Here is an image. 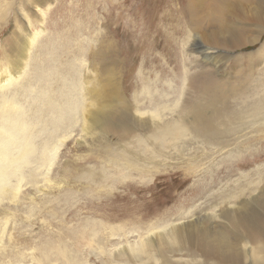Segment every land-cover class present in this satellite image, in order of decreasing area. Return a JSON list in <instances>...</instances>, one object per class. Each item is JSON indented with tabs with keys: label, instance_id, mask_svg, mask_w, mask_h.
<instances>
[{
	"label": "rangeland",
	"instance_id": "obj_1",
	"mask_svg": "<svg viewBox=\"0 0 264 264\" xmlns=\"http://www.w3.org/2000/svg\"><path fill=\"white\" fill-rule=\"evenodd\" d=\"M50 1V7L45 6L48 8L47 13L39 14L42 18L39 21L40 18L35 20L33 16L36 11L29 9L24 0H0V15L5 14L0 19V81L3 80L0 82V96L4 92H8L9 96L15 89H19L16 92L19 96L18 91L22 90V85L28 87L36 79L39 81L37 86L47 90L53 80L49 73L35 77L32 70V59L37 52L42 56L41 61H44L42 66H46L43 56L47 51L55 56L52 59L48 54V68L52 71L58 70L59 78L67 74V70L71 71L66 66V60L72 64L74 62L75 69H72L77 73L73 79L81 80V92L84 94L81 93L83 98L79 99L80 112L75 118L72 112L63 111L65 108L58 112L65 116L63 125L57 127L55 120L59 117L43 115L42 110V115L38 114L34 124H31L33 145L46 152L44 144L48 141L47 148L52 151L46 165L34 161L27 163L31 165V169L29 172H22L24 178L21 182L22 179L17 181L19 190H16L13 201L0 200L1 210L10 213L3 215L4 217L0 215L3 222L8 220L4 233L2 231L3 237H0V246H7L6 251L9 254L6 256L11 264L16 255L19 256L20 252L31 248L35 249L34 254L39 255L37 249L45 244L52 251L60 245L65 247L80 264H138L143 259L130 257L131 253L117 257L118 247L138 241L135 237L137 233H145L149 228H154L152 231L155 232L171 222L193 218L198 212L200 218L214 213L215 215H210L219 219L220 216L224 217L223 207L236 209L245 201L250 206L254 205L256 198H264V126L252 123L256 118H250L251 110L241 109L244 104L248 108L252 102L247 99L248 93L243 95V107L240 106L241 99L233 98L229 100L232 105L227 110L212 108L218 111L212 116V126L207 121V124L203 123L199 127L203 130V125L211 126L213 131H208L209 134L203 132V135H196L193 134L196 133L195 130L190 128L192 132H185L184 138L181 136L173 142L167 140L162 145L159 140L162 122H177L180 117L190 115L189 104L192 106V95L196 91L192 86L193 89L187 88L186 83L185 92H182V83L178 76L183 63L178 60L184 61L186 69L195 71L194 74L198 73V69L193 68L192 64L198 59V53L185 47L192 35L202 36L204 31L207 33L211 28L214 30L211 11L214 9L215 0H195L196 4L194 2L195 5L189 11L187 7L192 0H164L165 7H161L160 0ZM7 3L11 8L3 12ZM177 4L180 5L177 10L182 13V17L183 13L188 12L190 17L195 13L194 24L190 23L191 18L185 22L187 33H180L183 23L178 22L171 27L170 21L165 19L166 12H170L171 8L175 9ZM231 16L238 15L229 7L225 24L231 23ZM258 18H255L257 21L251 27L252 39L247 36L241 39L239 32H209L213 36L217 35V40L221 42L218 44L221 47L216 45L217 49H227L234 58L229 61L221 60L234 69L232 71L227 65L220 75L227 77L232 72V76L233 72L239 71L241 75H252L254 78L264 70V17L259 20ZM200 23L202 26H199ZM34 32H40L43 38L40 39V47L37 49L36 45L29 47L30 54L26 58L21 46L22 41L25 43L29 39L25 40L23 37ZM64 32L79 37L80 44L69 42L68 45V40L63 37ZM17 35H20L19 41ZM223 37L228 41L222 43ZM32 39L33 43L34 38ZM8 41L12 42L7 45ZM42 41L44 44H41ZM254 41L256 44H253ZM100 43L106 47L109 44V52L112 53L115 64H119L116 69L121 74L109 73L111 67H103L98 60L96 55ZM205 45L212 47L211 43ZM68 50H71L69 56ZM18 60L24 64L18 63ZM231 63L239 64L234 66ZM21 66L24 68L22 74L19 73L21 69H18ZM206 66H209L207 68L212 75V65ZM73 75L74 73L71 78ZM260 78L262 82L256 87L254 94L262 95V74ZM6 79L12 82L9 81L7 85ZM96 86L99 88L100 97L95 96ZM70 88L71 85L68 89ZM149 88V94L154 95L153 101L146 96ZM24 99L27 102H39L34 87L21 98L22 105L25 104ZM80 103L87 105L88 110L81 111ZM92 103L94 107L90 109L89 105ZM184 106L186 109L182 110ZM262 107L264 110V106ZM157 109L162 113L163 117L160 115V118L163 121L155 123L152 118L148 120L149 112L158 114ZM230 112L240 114L237 121L240 120L245 125L240 127L239 123L228 127L227 124H233L234 121L226 116L228 113V116H232ZM91 116L95 117L94 124L93 128L88 129ZM45 117L52 118L48 121L54 127L39 126L41 119ZM187 118L189 123L186 127H189L192 117ZM195 119L193 117V123ZM37 120L40 121L38 125ZM222 121L225 124L220 125ZM214 125L215 129L218 126L216 130ZM185 133L180 132V135ZM47 161L48 159L45 162ZM8 182L15 184V180ZM99 226L102 230L95 233L98 239H102L101 244H97L100 248L94 244L91 249L87 239L89 236L93 237L90 235L93 233L92 228ZM114 226L128 229L126 232L133 231L134 237H129L131 241L126 242L119 233V239H106L109 235L104 229ZM180 242L162 250L161 259L165 258L164 264H232L227 258L222 260L215 256L207 257L191 242L179 244ZM20 247L21 251L18 249ZM156 258L158 261L151 260L145 264H160L159 257ZM50 260V264H63L54 255ZM20 264L31 262L27 259Z\"/></svg>",
	"mask_w": 264,
	"mask_h": 264
},
{
	"label": "bare ground",
	"instance_id": "obj_2",
	"mask_svg": "<svg viewBox=\"0 0 264 264\" xmlns=\"http://www.w3.org/2000/svg\"><path fill=\"white\" fill-rule=\"evenodd\" d=\"M24 2L27 3L26 5L29 9L36 11V14L35 13L33 14L34 19L36 20L37 18H40L39 19L40 21L42 18L39 17V14L45 15L47 13L48 8H46L45 6L48 5L51 1L50 0H24ZM194 2L196 4V1L192 0L191 3L188 5L187 7L188 11L191 9ZM160 3H161V7H165L164 0H160ZM100 6H101V3H100ZM179 6L180 5L177 4L175 9L171 8L170 12L168 13L165 11L166 12L165 19L170 21L169 26L171 27L177 24L178 22L183 23L182 29H180L179 26H176V28L180 29V33L183 31L187 33V27L185 25V22L191 18L190 23L194 24V16H195L194 14L195 13H193L191 17L188 14V12L183 13L184 16L182 17V13H179L177 10ZM42 7H44L43 10H42ZM48 7L50 6L48 5ZM229 7H231V9H233L235 14L238 16H231V23L225 24V18L227 16ZM10 8L11 6L10 5L8 6V3H7V5L3 9V12H6V10L8 11V9ZM166 10H167V7H166ZM245 10L247 12H245ZM194 12H195V9H194ZM211 12L213 13L212 22L214 24L213 25L214 30H219L222 32L224 31L225 33L239 32L240 33L239 37L241 39H244L245 38L244 36H247L249 39H252L253 33L251 31V27L257 21L255 20V18L259 17L258 18L259 20L261 17L262 18L264 17V0H215L214 9ZM4 15L5 14L1 13L0 19L4 17ZM199 26H202V24L200 23ZM214 30L211 28L209 32L211 33ZM209 32L206 33V31H204L202 33V36L198 34L192 35L190 41L187 43V47H185L189 50L191 49L196 50L198 53V59H196V61L192 63L194 66L193 68L196 67L198 69V73H197L198 75L194 74L195 72L194 70H193L194 72H192V70L186 69V65L184 64V61L178 60V62H181L183 64L181 66L182 67L181 73H179V76H178L179 79L176 77L175 80L178 79L182 83V92L183 91L185 92L184 86L186 85V83H187V88L189 89L194 88L196 91V93L192 95V98L194 99V101L192 102V106L191 104H189L190 115L186 114L185 117L183 116L180 117V119L177 120V122L163 123L162 122L163 119L160 118V115L162 116V113L159 112V109H157L158 114H154L153 112H149L148 114V120L152 118L155 121V123L156 121H160L163 124V126L161 127L162 132L159 135V138H160L159 140H160L161 145L167 140H171L173 142L181 136H183L182 138H184L186 136L185 132H192L190 131V128L195 130L196 133H193V134H196V135H201L203 132L205 133L208 131H213L211 127L212 126L211 125L212 116L215 115V113H218V111L212 108L214 107L219 110H227V108L230 105H232V104H229L230 103L229 100L233 98L241 99L240 106L243 107V104H244V101L242 100L243 95L247 93H248L247 94L248 98L245 96L244 99L247 98L251 100L252 102L250 105H248L249 106L248 108H246L244 104V107L241 109L251 110L252 113H250L249 115L250 118H256L255 121H252V123L264 126V117H262V112L264 111L262 110L263 109L262 106H264V90L262 91V95L259 93L254 94L256 87H258L262 82L260 75L262 74L264 78V70L261 71L259 76L254 77V78L252 75H241L239 71L233 72L232 76H231L232 72L227 77L220 75L219 73H222L221 72L222 70H226L224 68H227V65L230 67V65L227 62L223 63L221 62V60L229 61V59H234V58L232 57L233 55H230V51H228L227 49H225V51H221L223 48L221 50H219V48L217 49L216 45L221 44V42L217 40V35L213 36L209 34ZM20 35L19 36L17 35L18 41L20 39L19 38ZM75 35L77 34L75 33ZM63 37L66 40H68L67 41L68 45H69V42H73L74 44H80L78 41L79 37L74 36L72 33L67 34L66 32H64ZM23 38L25 40L27 38L29 39V40H26L25 43L22 41V46H21L22 50H24L23 56L26 57L28 56V54H30L29 52L30 46L36 45L35 47L36 49L40 47L39 41L40 39L43 38V36L40 35V32H34L31 35L29 34L28 36L25 34ZM32 38H34L33 43L31 42L33 40ZM221 40H223L222 43H225L228 41V39L224 37ZM181 41H182V37L180 39V42ZM11 42L12 41H8L7 45H9V43ZM205 43H211L212 47L205 45ZM41 44H44L43 41ZM100 44L101 46L99 47L97 51V55H96L98 60L103 64V67H106L107 69L108 67H111L112 70L109 73H112L114 75L121 74L120 71L117 72L116 68H118L119 64H115L116 61L113 59L112 53L109 52V44L106 43L108 44V47H106L102 43ZM253 44H256V41H254ZM46 48H49V47H46ZM76 50L80 51L79 49H76ZM39 53L41 52L39 51ZM48 54L51 55L52 59L55 58V56H53V53L51 51H47L46 54H44L43 56L45 57L46 66L44 65L42 66V63L44 61L43 60L41 61L42 56L38 54V52L36 53V56H34L32 59L33 60L32 70H34L35 77H40L41 74L49 73L50 79H53L52 81H50L49 83L50 86L47 90L43 89L40 86H37V82L39 83V81H37L36 79V81H33L32 83H30L31 85H29L28 87H25L22 85V87L20 88L22 90L20 92L18 91L19 96L16 95V92L19 89H15L13 92L10 91L12 93H10L9 96L7 95L8 92H4L0 96V200L7 199V200L13 201V199L16 198V190L17 189L19 190V188L17 187L19 183H17V181L24 178V175L22 174V172H24L25 170L29 172V169H31L30 167L31 165H28L27 163L31 164V162L34 161L38 163L40 162L45 163L46 165V163L50 161L49 157H50V153L52 150L47 148L49 146L48 141L45 142L44 144V147H46V152L43 151V149L42 150L38 149L36 148V146L33 145L34 136L32 137V133H31L32 125L31 124L33 123V121H35V118L37 117V115L41 114L40 111L42 110V114L44 113L46 116H49V117L50 116L52 117V115L59 117L57 120H55L57 121V127H59L60 124L63 125L64 123L65 116L58 113V112H61V110H63L64 108L65 109L63 111L72 112V114L75 115L74 118L80 112V111L78 112V107H79V99L82 100L81 98H83L81 96V93L83 94V92H81L82 82L81 80L78 81L77 79H73L74 76H75L74 78H76V73H77L76 70L73 71L72 69V67L75 66L73 65L74 62L72 64V62L66 60V66L70 67L71 71L74 73L72 78H71V75L73 73H71V71L69 72L68 70L66 71L67 74L61 75L59 78L58 70L52 71L48 68L47 62H48V58H50ZM70 54H71V50H68V56ZM258 55L259 54H257L256 57H258ZM174 56L177 57L176 55ZM217 58L219 61L217 60ZM20 61L18 60V63ZM104 62H106L107 64ZM20 63L22 64L23 62H20ZM60 64L62 65V63ZM94 64L96 65V63ZM238 64L239 63H237V65ZM206 65H212L210 67L213 68V71H214L213 74L215 73L216 76L213 74L212 75L210 74L209 68H207L209 66H206ZM232 65L235 66L236 64L233 63ZM190 66H187V68H190ZM18 69L19 70L21 69L20 72L18 71L20 74L24 73L23 67L22 68L18 67ZM120 69H122V67ZM177 69H178V66H177ZM230 69L233 71L234 68L230 67ZM109 73H108V76L110 75ZM26 79L29 80L28 77ZM26 79H24L23 82H25ZM228 79L229 80L233 79V81L231 80L229 81ZM12 80H14V78H12ZM12 80L6 79V82H7L6 84L8 85L10 83L9 81L12 82ZM0 82H3V80L1 79ZM59 84H61L62 86L61 85L59 86ZM70 85H71V88L68 89ZM33 87L35 88V91H37V97L39 98V102H36L35 100H32L31 102L30 101L27 102L24 99L25 104L22 105L21 98L24 97L26 94H28L29 89ZM98 90L99 88L96 86L95 88L96 95L94 94L95 96L100 95V92L98 93ZM149 91H150V88L149 90L147 89L148 95L146 96L149 98L150 101H153L154 95L151 96L149 94ZM195 97L197 98V100H195ZM258 97H262V98H258ZM93 104L94 103L89 105L90 109L94 107ZM80 106H82L81 111L88 110V108H86L87 105L84 106V104L83 105L81 104ZM251 107H254V108H251ZM185 109L186 108L184 106V109L182 110H185ZM208 110L210 111L206 113ZM230 114H232V116H228L229 113L226 116L228 118L231 117V120L233 119L234 121H233V124L232 123L230 124L231 122L230 121L229 122L230 125L226 123L227 126L230 127V126H233L234 124H239L240 120L237 121V117H240V114L238 113L236 114L234 112L232 113L230 112ZM178 115L180 116L181 114L179 113ZM49 117L47 118L45 117V119L43 120L41 119V122L39 121L40 122L39 126H42L44 128L54 127L52 126L53 124H51L52 122L48 121L49 119L52 120V118H49ZM187 117H192L190 121L191 125L189 124L191 127L190 126L186 127V124L188 125L189 123V119ZM193 117L194 119L196 118L194 123L192 122ZM74 118H73V123H75ZM94 119L95 117L91 116L90 118L91 121H90V124L88 125V129L93 128ZM207 121L209 122L208 125H211L209 126L211 127V130H209L208 125H206ZM39 122L37 120L36 124L38 125ZM85 122L87 121H84V123ZM257 122H260V123H257ZM203 123H206V124L202 126L203 130H200L199 127ZM216 124L218 125V122ZM223 124H225V122L221 123L220 125H223ZM220 125L218 126L222 127ZM244 125H245L244 123L239 124L240 127H243ZM218 126L216 127V129L218 128ZM213 128L214 130H216L215 125ZM51 131H47V132H51ZM180 132H183L185 134L180 135ZM43 134H46V133L43 132ZM207 134H209V132ZM172 137H175V138H172ZM46 140H49V138H46ZM52 141L53 140H51V142ZM47 159L48 161L45 162ZM45 170H48V169H44V171ZM9 180L11 181L13 180V182L15 180V184L14 185L11 184V182H8ZM21 181H23V179L20 180V182ZM244 203L240 205L239 208H236V209L234 208L231 209V207L230 208L223 207L222 209H225L223 210L224 217L220 216L219 219H215L213 216L210 215V214L215 215L214 213L207 214L205 215V217L200 218L199 217L200 214L198 212V215L193 218H187L179 222H171L170 224L159 228V230H156L155 232L152 231V229L154 228H149L147 231H145V233H142V232L139 234L137 233L135 237L138 238V241H136L133 244L128 243L126 245H122L120 246V248L118 247V249L116 248L118 250L117 257L121 258L123 255L128 256L131 253L130 257L135 256V257H139L143 259V261L139 262L138 264H145L146 262L151 261V260L158 261L156 258L158 256L159 257L158 259L160 260V264H164L166 262H165V258L161 259L163 255L162 250L165 248H171L173 247L172 246L173 244L178 243L180 241L181 242L187 241V242L193 243L196 246V248L201 253H205L207 257L215 256L218 259H222V260L224 258H227L232 262V264H236V263L237 264H244V263L245 264H264V198L263 199L256 198L254 205L252 204L249 206L248 205L250 204L249 202H246L245 204ZM236 204L238 205V203ZM9 214H10L9 212L5 210L4 211L1 210V207H0V215L6 216ZM7 224H8L7 219H6V222H3L2 218H0V237L1 238L3 237V233L5 231ZM100 229L102 230V227L100 226L92 228L93 233H91L90 235H92L93 237L89 236L87 239L90 241L89 248L92 249L91 246H93L94 244H95L94 245L95 247L97 244H101L102 239H98V236L95 233L96 231ZM104 230L107 232V235H109L106 237V239H109V237H118L119 233H121L122 236L126 239V242H128V241H131L129 240L130 239L129 237L133 235V231L126 232L128 229L123 230L122 228H119V226H114V228L107 227ZM122 232L126 233L128 236H125ZM8 238L10 240L11 235L8 236ZM2 240L4 242V239ZM181 242L179 244H181ZM0 243H1V240H0ZM97 246L100 248V245H97ZM0 247H1L0 248V261L2 260L0 264H11L12 262H10L8 260V257L6 256L9 254L8 251H6L7 246L5 247L3 244ZM18 249L20 251L22 250L21 247ZM50 249L48 248V244H45V246H41L39 247V249H37L39 251V255L34 254V250H35L34 248H31L26 252H20L19 256L16 255V258L14 259L13 264H20L23 260H27V259L29 263L31 262V264L37 260L39 261L36 264H50V262H52L50 260V257L52 255L56 256V258L59 259L61 263L63 264H80V261L77 258L71 256L66 251L65 247L60 245L55 249V251H52L53 249L52 250Z\"/></svg>",
	"mask_w": 264,
	"mask_h": 264
}]
</instances>
